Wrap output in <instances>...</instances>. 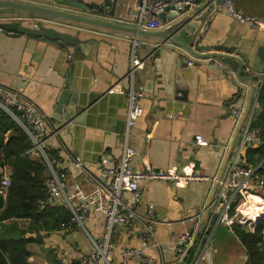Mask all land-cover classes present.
I'll return each instance as SVG.
<instances>
[{
	"label": "crops",
	"instance_id": "0c3cea01",
	"mask_svg": "<svg viewBox=\"0 0 264 264\" xmlns=\"http://www.w3.org/2000/svg\"><path fill=\"white\" fill-rule=\"evenodd\" d=\"M73 1L86 6L90 15L100 18L109 17L107 13L111 12L114 3L106 12L105 0ZM206 1L198 0L196 10H201ZM233 1L243 15L264 18V0ZM139 6V0H118L113 19L118 21L122 15L126 20L121 23L134 26ZM98 8L101 12L95 11ZM221 8V5H215L206 22L193 20L175 39L187 44L195 37V47L233 48L253 62L264 41V29L239 24ZM186 16L189 13L179 18ZM177 20L167 15V26ZM22 24L31 30H37L39 25L52 27L79 42L77 48L62 47L59 41L30 35H0V85L21 92L48 116L49 132L59 130L53 139V152L65 147L69 155L81 157L91 172L104 157L109 159V165L119 163L126 142L131 89L129 73L133 64H143L145 69L142 65L136 73V85L145 92L142 100L144 114L131 129L128 140V145L137 152L134 166L141 170L148 167L154 170L186 167L203 176L225 177L248 123L247 119L244 128H238L240 121L236 122L231 109L236 106L246 108L251 88L243 84L241 87L238 79L222 70L216 60L193 58L182 48L170 44L156 46L153 52L149 49L154 47L143 45L133 56L134 41L127 37L82 26L39 21H22ZM189 62L194 64L190 66ZM260 85L255 97L259 116L264 110V86ZM66 88L76 95L75 100L83 109L76 118V121L83 118V124L54 118L59 98ZM198 136L203 137L207 145L199 146ZM254 147H250L248 152H254L260 146ZM248 165L257 166L249 160ZM66 168L71 179L84 183L85 179L74 169L71 161H66ZM143 188V208L140 211L144 213V207L153 204L158 220L155 236L160 247L150 246L144 250L151 264L180 263L177 240L194 227L191 220L184 224L181 221L198 214V228L201 222L204 228L200 238L212 248L213 263L248 264L247 251L235 231L223 224L217 225L216 221L212 224L216 215L210 211L205 213L209 203L212 206L215 200L216 186L192 184L177 187L170 183H153ZM10 222L9 225L16 222L21 228L28 224L27 221ZM104 226V216L93 214L87 231L97 238L103 233ZM142 232L137 225L114 230L112 264H121L125 250L142 248ZM46 235L41 234L40 241L37 236L38 242L28 246L32 253L30 264H49L45 258L50 251H55L63 264H76L91 250L89 236L83 230ZM32 236L34 234L28 237ZM196 259L197 255L193 262ZM132 264L142 262L134 257Z\"/></svg>",
	"mask_w": 264,
	"mask_h": 264
},
{
	"label": "built area",
	"instance_id": "2783aa9c",
	"mask_svg": "<svg viewBox=\"0 0 264 264\" xmlns=\"http://www.w3.org/2000/svg\"><path fill=\"white\" fill-rule=\"evenodd\" d=\"M197 3L198 0H141L138 16L134 18L133 24L147 31H158L166 26L161 18L165 10H169V15L179 17L193 11ZM221 6L222 11L233 21L253 29H264V18L243 15L236 8L233 0H224ZM108 9L104 8V11L108 12ZM95 11L101 12V8ZM125 20L126 18L124 19L121 15L118 21L124 22ZM1 34H5L2 28H0ZM143 45L145 44L134 42L133 56L136 49ZM193 64L189 62L190 66ZM142 65L133 64L129 73L131 89L128 97L126 142L122 158L119 163L109 165V159L104 157L94 172L89 170L81 157L69 155L65 147L58 148L57 156H51L55 151L53 139L58 136L59 130L50 133L49 119L46 114L25 98L21 92L0 85V109L19 123L29 136L32 145L27 154L32 159L45 162L48 167L50 178L46 183L45 203L50 206L66 207L72 214V224L89 236L91 250L76 264H112L114 230L131 228L136 225L143 230L142 248L125 250L122 253L121 264H132L134 257H138L142 264H151L144 250L150 246L160 247V245L156 242L155 236L158 220L154 205L149 203L144 207V213L140 211L143 208V187L148 184L170 183L182 187L192 184L216 186L218 183V191L210 208V213L217 217V225L223 224L233 230L235 226H243L247 231L254 233L264 220V177L259 175L261 171L264 173V161L256 167H251L248 165L247 158L250 147L261 145L260 129L253 125L254 109L249 115L241 143L235 150L228 172L221 181L217 177L203 176L186 167L183 169L172 167L167 170H154L148 167L141 170L134 166L137 152L128 145V140L131 129L136 126L144 114L142 100L145 98V92L142 87L136 85V73ZM220 67L227 74H232L222 65ZM231 112L236 122L239 123L244 108L232 107ZM196 140L199 146L207 145L201 136H198ZM65 154H67L66 158H64ZM67 160L71 161L74 169L82 175L86 183L70 178L66 168ZM0 177V195L6 198L12 186L10 168L7 166L0 168ZM93 214L102 215L105 219L103 233L97 238L92 237L87 231V225ZM199 217L200 214L181 221L184 224L191 220L194 222V227L177 240V254L180 263L195 247L194 242L199 224L197 218ZM207 245H201L202 247L198 248L197 259L192 264H199Z\"/></svg>",
	"mask_w": 264,
	"mask_h": 264
},
{
	"label": "water",
	"instance_id": "95a60500",
	"mask_svg": "<svg viewBox=\"0 0 264 264\" xmlns=\"http://www.w3.org/2000/svg\"><path fill=\"white\" fill-rule=\"evenodd\" d=\"M139 1L141 4V0ZM112 2L114 3L112 5L111 12L107 13L109 17L100 18L90 15V10L86 6L73 0H0V28H2L6 34H12L15 37L20 35H30L45 38L51 41H59L62 43V47L72 46L77 48L79 46V42L70 35L59 32L52 27L39 25L37 30H31L23 26L22 21H39L59 25L93 28L104 33H113L119 36L127 37L134 42H141L151 47L166 44L176 45L188 52L193 58L216 60L217 63L231 71L235 78H237L241 83V87L243 85H249L251 88V96L248 105L244 109L238 128H244L253 107L255 117L259 116L260 109L256 105L257 102L255 101V97L257 89H260V84H263L264 86V41L258 48L252 62L249 57L241 53H237L233 48L226 49L224 47H213V49H210L200 46L195 47V37H192L191 40L189 37L188 41L190 40V42L187 44L175 39L184 27L189 26L193 20L202 23L206 22V20H208L214 12L215 5H222L224 0H217L216 2L215 0H207L201 10H196V7L189 13V16L186 17L179 18L182 15L179 17L171 15V19H178L171 26H167V15H169V10L167 9L161 15L166 27L158 31H147L136 26L116 21L113 18L115 17L118 7V0H105V6L107 8L111 7ZM149 50L153 52L155 48ZM216 51H223L224 53H218ZM142 69L144 70L145 66ZM256 81H259L260 83H257ZM75 96L76 95L71 93L69 88H66L62 92L54 116L55 119L62 122L75 121L77 124H83V118L76 121V118L81 115L83 109L78 106ZM223 177V175H220V177H218L219 181H221ZM218 187L219 184L217 183L213 200L215 199ZM210 206L211 204L209 203L208 207H206L205 213H209ZM215 221L216 217H213L212 224H214ZM203 229V223L201 222L197 230L194 246L199 245L200 235ZM38 240H41L40 236H38ZM206 243L207 242L205 240L201 243V245L206 246ZM212 253V248L207 245L205 253L199 264L202 262L205 264H214L212 260ZM186 260L187 258L179 264H185Z\"/></svg>",
	"mask_w": 264,
	"mask_h": 264
},
{
	"label": "trees",
	"instance_id": "16d2710c",
	"mask_svg": "<svg viewBox=\"0 0 264 264\" xmlns=\"http://www.w3.org/2000/svg\"><path fill=\"white\" fill-rule=\"evenodd\" d=\"M253 125L260 129L261 145L256 151L248 152V160L259 165L264 161V110ZM31 145L24 128L0 109V168H10L12 181L7 197L0 195V264H30L32 253L28 246L38 242L37 236L57 232L70 234L77 230L66 207L45 203L50 173L45 162L27 154ZM51 156H57V153ZM259 175L264 177L262 171ZM10 221H27L28 224L21 228L16 222L9 225ZM234 231L247 251L248 264H264V220L254 233L243 226H235ZM32 234L34 236L28 237ZM202 242L200 238L199 244ZM199 247L196 245L191 249L185 264H192ZM46 255L49 264H63L55 251Z\"/></svg>",
	"mask_w": 264,
	"mask_h": 264
},
{
	"label": "bare ground",
	"instance_id": "6f19581e",
	"mask_svg": "<svg viewBox=\"0 0 264 264\" xmlns=\"http://www.w3.org/2000/svg\"><path fill=\"white\" fill-rule=\"evenodd\" d=\"M255 201H258V200L255 199Z\"/></svg>",
	"mask_w": 264,
	"mask_h": 264
},
{
	"label": "rangeland",
	"instance_id": "374dc122",
	"mask_svg": "<svg viewBox=\"0 0 264 264\" xmlns=\"http://www.w3.org/2000/svg\"><path fill=\"white\" fill-rule=\"evenodd\" d=\"M249 232V231H248Z\"/></svg>",
	"mask_w": 264,
	"mask_h": 264
}]
</instances>
